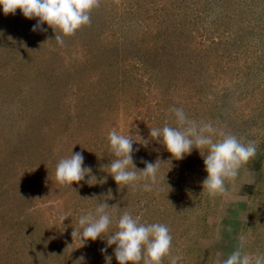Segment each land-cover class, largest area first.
<instances>
[{
  "label": "rangeland",
  "instance_id": "374dc122",
  "mask_svg": "<svg viewBox=\"0 0 264 264\" xmlns=\"http://www.w3.org/2000/svg\"><path fill=\"white\" fill-rule=\"evenodd\" d=\"M37 23L0 8V264H119L104 238L72 237L98 203L85 199L109 190L114 219L128 208L170 228L178 264H216L241 234L246 251L264 253V0H100L63 46ZM173 106L256 142L230 196L203 192L199 150L177 160L150 138L152 127L177 126ZM113 129L136 140L138 170L162 162L152 191L144 180L119 186L104 169ZM72 152L106 182L59 183L56 164Z\"/></svg>",
  "mask_w": 264,
  "mask_h": 264
},
{
  "label": "clouds",
  "instance_id": "9594fccd",
  "mask_svg": "<svg viewBox=\"0 0 264 264\" xmlns=\"http://www.w3.org/2000/svg\"><path fill=\"white\" fill-rule=\"evenodd\" d=\"M99 5L100 0H0V8L6 16L20 10L26 19H37L38 23L32 29L34 32L46 31L43 25L47 24L61 46L65 37L73 36L82 27L91 24V12ZM169 111L174 114L177 126L165 123L163 127H152L150 138L162 143L177 160L190 155L194 148L199 150L207 172L203 192L211 196H230L229 184L236 181L241 170L257 155L256 142H244L212 121L191 119L182 107L173 106ZM140 139L141 144L147 145L149 142ZM108 140L114 159L104 169L108 170L116 184L135 188L144 180L147 182L143 184V190L152 191L158 183L162 162L159 159L154 163L145 161V168L138 170L133 161V144L136 140L132 135H123L113 129L108 133ZM55 175L59 183L70 186L85 181L86 177L89 178V186L106 182L98 181L92 169L84 166L82 153L72 152L70 156L61 158L56 164ZM110 199L111 190L103 200L85 199L98 203L94 212L79 217L78 227H73V240L79 238L84 246L89 240L104 238L109 247L115 246L114 255L119 264H163L165 258L170 259V264H178L180 257L172 255L173 236L166 224L141 223L140 217L133 216L128 208L121 210L119 217L114 219L108 210L119 206L110 207L106 202ZM114 223L117 230L105 238ZM72 246L68 245L67 250ZM246 246L247 236L241 234L237 249L226 258L218 256L216 264H264V253H250L246 251ZM101 251L104 253L107 249ZM106 260L111 264V257H106ZM83 261L82 256L75 264H83Z\"/></svg>",
  "mask_w": 264,
  "mask_h": 264
}]
</instances>
